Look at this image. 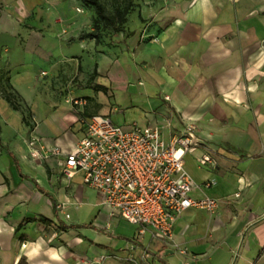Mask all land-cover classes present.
<instances>
[{
  "label": "crops",
  "instance_id": "1",
  "mask_svg": "<svg viewBox=\"0 0 264 264\" xmlns=\"http://www.w3.org/2000/svg\"><path fill=\"white\" fill-rule=\"evenodd\" d=\"M75 6L0 0V87L13 91L0 94V264H95L103 255L97 264H264V0L168 6L166 28L144 43L158 64L143 55V68L119 57L118 47L86 36L93 16ZM126 43L134 54L136 39ZM166 64L175 73L170 90ZM188 76L212 91L198 98L187 89ZM17 96L29 107L32 130ZM96 114L122 126H156L166 140L172 129L183 132V123L196 121L200 144L186 153L184 167L194 183L190 194L218 198L216 212L189 208L176 219L171 240L156 239L149 229L140 233L111 218L81 174L63 178L58 158L30 156L41 146L71 150L83 135V118ZM120 114L142 119L125 125ZM205 156L210 161L201 164Z\"/></svg>",
  "mask_w": 264,
  "mask_h": 264
},
{
  "label": "built area",
  "instance_id": "2",
  "mask_svg": "<svg viewBox=\"0 0 264 264\" xmlns=\"http://www.w3.org/2000/svg\"><path fill=\"white\" fill-rule=\"evenodd\" d=\"M70 102L79 107L85 104L80 98ZM82 123L83 135L71 150L41 146L40 152L30 149L29 154L58 158L67 180L81 174L83 184L95 190L111 218L138 226L140 233L149 229L154 238L167 241L185 210L214 213L218 209V198L190 194L194 183L184 167V156L200 144L193 130L186 128L166 140L156 126H122L109 115H92ZM36 141L33 137L28 144L33 147ZM199 161L206 164L210 159L205 156ZM129 260L135 262L132 257Z\"/></svg>",
  "mask_w": 264,
  "mask_h": 264
},
{
  "label": "rangeland",
  "instance_id": "3",
  "mask_svg": "<svg viewBox=\"0 0 264 264\" xmlns=\"http://www.w3.org/2000/svg\"><path fill=\"white\" fill-rule=\"evenodd\" d=\"M76 3V8L75 10L77 12H83V9L88 14H92L93 19L96 17V13L93 9V7H90L86 5L82 0H71ZM105 7L106 11L108 14H114L117 9L123 10L125 6L131 2L130 10L126 15V22L123 23L122 25H111L107 23L105 20H101L99 22V28L95 30V35L99 38V42L102 44H105L109 47H118V53L119 57H123L126 59H130L131 61L136 59V65L140 68H143V55H148L152 54V56L156 59V64H158V56L154 55L155 52L151 51L148 47L144 46V43H147L154 37L155 32H159L163 29L166 28L167 25V15L168 13H164V10L168 6H174L177 3L189 1V0H99ZM171 8V7H170ZM92 19V20H93ZM170 23V22H169ZM172 23V22H171ZM134 35V36H133ZM133 36V37H132ZM130 38H135L136 39V47L133 49V53H131L130 48L128 47L126 41L127 39ZM126 65V62H124V66ZM166 72L168 73V78H166V82L168 85H166L167 89H173V82H174V69H172L169 64H166ZM122 71V70H121ZM172 77V79H171ZM157 78V77H156ZM187 83L190 85L193 83V86H189L187 89L193 92L198 98H203L206 96V91L208 87L206 86V81L205 80H199L198 83L192 82L191 79L187 78ZM94 82V81H93ZM157 82V79H156ZM106 88L107 91H104V94L106 95L107 99H110L112 96L110 95V90L109 85L106 83ZM20 88H23L20 86ZM26 90V88H24ZM209 91H212L208 89ZM27 91V90H26ZM5 92H13V91H6L3 86L0 87V94H5ZM27 94V93H26ZM18 98L15 99L17 100L16 102L18 103L20 109L18 108V111L23 114L26 118L29 120V127L32 130L33 129V123L35 122L32 114L29 110V107L26 103L22 102V99L20 96H17ZM27 99L30 98L28 97L27 94ZM166 98L168 99L169 96L166 94ZM40 104H37L35 107H39ZM41 114H37L39 117ZM122 117H124L125 125H128L136 120L142 119V114H120L118 120L121 121L122 123ZM38 119V118H37ZM179 119V116H178ZM180 120V119H179ZM50 122V121H49ZM47 122L49 126L50 123ZM182 122V121H181ZM53 123V122H51ZM53 125H55L53 123ZM184 128L183 130L191 129L195 132L198 130V126L191 120L188 119L186 123H183ZM171 135L174 134H181V132L177 131L176 129L171 130ZM166 139V138H165ZM85 188V187H84ZM87 196L89 199L94 198V193L92 192H87ZM97 198V197H96ZM98 199V198H97ZM82 208L81 210V217L85 219L86 221H89L90 219V212L87 211V206L80 205ZM122 227L123 225L125 226H130L127 225L125 221L121 222ZM106 227V226H105ZM121 227V229H123ZM107 228V227H106ZM46 231V229H44ZM50 230L46 231L49 233ZM55 239L57 236L54 237ZM106 255L102 257H98L97 262L104 261L106 259ZM94 262V261H93ZM132 262V261H131ZM134 263V262H133Z\"/></svg>",
  "mask_w": 264,
  "mask_h": 264
},
{
  "label": "trees",
  "instance_id": "4",
  "mask_svg": "<svg viewBox=\"0 0 264 264\" xmlns=\"http://www.w3.org/2000/svg\"><path fill=\"white\" fill-rule=\"evenodd\" d=\"M86 5L93 7L96 17L93 19V31L85 34L86 36H92L98 40L95 35V30L99 27V22L105 20L111 25H122L126 22V15L130 10L131 2H129L123 10L117 9L114 14H108L104 5L99 0H82ZM102 87V86H101Z\"/></svg>",
  "mask_w": 264,
  "mask_h": 264
},
{
  "label": "clouds",
  "instance_id": "5",
  "mask_svg": "<svg viewBox=\"0 0 264 264\" xmlns=\"http://www.w3.org/2000/svg\"><path fill=\"white\" fill-rule=\"evenodd\" d=\"M202 3L206 5L208 3V0H202ZM23 248H28V245L27 244L23 245ZM38 248H39V245L37 244V245L33 246L31 248V250L26 253V255L29 257V259H31L32 256H34L37 253ZM52 258L55 259V260H60L61 256L60 255H56L54 253Z\"/></svg>",
  "mask_w": 264,
  "mask_h": 264
}]
</instances>
